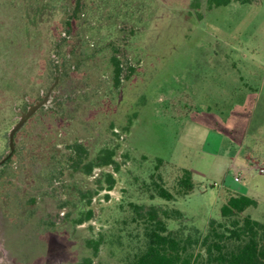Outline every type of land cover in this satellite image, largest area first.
Listing matches in <instances>:
<instances>
[{"label": "rangeland", "instance_id": "rangeland-1", "mask_svg": "<svg viewBox=\"0 0 264 264\" xmlns=\"http://www.w3.org/2000/svg\"><path fill=\"white\" fill-rule=\"evenodd\" d=\"M88 1L95 24L77 22L66 45L63 29L54 26L63 18L64 0H50L21 64L0 58V162L10 153L9 134L21 112L58 79L50 103L15 137L17 177L0 179V264H78L92 255L87 241L100 233L122 235L127 244V231H136L131 202L174 207L184 219L170 221L171 230L205 233L220 217V194L243 187L258 201L246 214L264 222V174L251 170L255 163L264 166V0L221 7L208 0H124L136 12L125 32L106 4ZM3 10L0 29L8 33L16 22ZM25 12L30 22L34 10ZM115 50L124 65L119 86ZM7 79L24 96L2 87ZM76 141L86 149V163L115 150L119 172L115 166L94 168L91 175L76 171L69 149ZM157 159L165 163L169 187L177 169L191 170L194 191L174 203L151 200L143 186ZM106 174L116 181L112 190ZM90 210L93 219L75 227L72 221ZM127 251L104 246L93 264H126Z\"/></svg>", "mask_w": 264, "mask_h": 264}, {"label": "trees", "instance_id": "trees-1", "mask_svg": "<svg viewBox=\"0 0 264 264\" xmlns=\"http://www.w3.org/2000/svg\"><path fill=\"white\" fill-rule=\"evenodd\" d=\"M114 1L100 0L99 4L101 8L102 4L107 5L106 10L110 12L113 23L118 24L121 22L124 24L121 29L125 32L126 29L128 30L126 21L132 22L135 19V7L129 8L124 0H116L117 5ZM252 1L254 0H208V3L210 6L221 7L232 2L250 3ZM50 5H53L50 0H0V6L4 9L3 13L8 12L12 21L16 22L8 33L0 29V58H8L9 63H14L15 66L21 64V61L24 60V54L26 55L29 52L38 39V25L42 21L39 20V15L44 10H48ZM95 5L96 2L93 6L96 7ZM27 7L34 10L30 22L25 20ZM91 10L93 11L94 8L89 5L88 0H64L63 18L54 25L60 33L63 29L64 33L61 34V38L64 45L70 42L71 34L77 22L85 21L94 26L95 22L88 18ZM130 15L133 18L132 21L127 20ZM64 34H67L65 36L68 37H64ZM90 39L92 38L86 37L89 47L94 48V40L92 43ZM121 53V51L115 50L111 57L115 86H119L123 82L121 77L124 65ZM52 66L54 69L56 68L53 63ZM60 68L63 70L60 79L61 84L64 79V68L63 66ZM130 70L135 69L130 67ZM1 84L2 87L9 89L12 87L13 90L15 88L14 94L18 97L20 94L24 96L23 88L17 86L12 79L2 80ZM43 111L44 108L39 112ZM69 149L74 155L72 158L75 160V170L82 171L85 175H91L94 168L102 166H115L116 171L119 172L120 170L119 164L114 160L115 150H104L97 161L86 163L87 152L82 144L76 141L74 145L69 146ZM20 151L18 147L8 161L0 167V175L2 174L0 179L3 176V178L9 180L17 177L16 169L12 165L14 158ZM164 166V161L157 159L155 171L150 176V182L144 183V190L150 194V199L159 198L165 202L174 203L189 196L196 187L194 173L189 169H177L179 175L174 185L169 187L162 173ZM105 176L106 187L112 190L116 181L112 174H106ZM0 185L3 186V183L0 182ZM92 195L93 193L90 194L89 202ZM220 200L222 201L220 217L209 221L205 233H201L197 229L190 232L183 228L171 230L169 228L170 221L184 219L183 213L174 207L163 205L147 207L131 202L128 205L132 212L130 223L136 225L134 229L136 231H127V237L130 238L129 242L125 244L123 241L125 237L122 235L113 234L106 237L100 233L96 239L87 241V248L92 251V255L84 257L78 264H93L94 258L98 256L100 249L104 246L128 249L127 255L124 257L126 264H264V222L257 221L246 214L249 208L258 206V201L248 195L227 188L224 193L220 194ZM69 217L70 215L67 216V219ZM93 217L94 213L90 210L81 213L72 222L76 227L91 221ZM124 222L125 225H128L127 220Z\"/></svg>", "mask_w": 264, "mask_h": 264}, {"label": "water", "instance_id": "water-1", "mask_svg": "<svg viewBox=\"0 0 264 264\" xmlns=\"http://www.w3.org/2000/svg\"><path fill=\"white\" fill-rule=\"evenodd\" d=\"M58 84V79L51 86L48 93L42 97L41 100L36 101L34 104L30 105L26 112H21L19 122L13 127L9 134L10 141V153L0 162V167H2L8 159L13 155L16 145H15V137L16 134L24 127V125L42 108L46 107L51 100L53 91Z\"/></svg>", "mask_w": 264, "mask_h": 264}, {"label": "built area", "instance_id": "built-area-1", "mask_svg": "<svg viewBox=\"0 0 264 264\" xmlns=\"http://www.w3.org/2000/svg\"><path fill=\"white\" fill-rule=\"evenodd\" d=\"M251 170L257 171L259 174H264V166H260L259 164L255 163L254 166H251ZM241 170L235 172L234 180L235 182H240L242 179Z\"/></svg>", "mask_w": 264, "mask_h": 264}, {"label": "crops", "instance_id": "crops-1", "mask_svg": "<svg viewBox=\"0 0 264 264\" xmlns=\"http://www.w3.org/2000/svg\"><path fill=\"white\" fill-rule=\"evenodd\" d=\"M227 126L229 127V125H227ZM235 191L238 192V193H242V194L247 195L246 192H245L246 190H245V188H243V187H242V188H238V189L235 190Z\"/></svg>", "mask_w": 264, "mask_h": 264}, {"label": "flooded vegetation", "instance_id": "flooded-vegetation-1", "mask_svg": "<svg viewBox=\"0 0 264 264\" xmlns=\"http://www.w3.org/2000/svg\"><path fill=\"white\" fill-rule=\"evenodd\" d=\"M53 92H54V91H53ZM43 96H44V95L41 96V99H42ZM41 99H40V100H41ZM44 108H45V107H44ZM40 110H41V109H40ZM40 110H39V111H40ZM39 111H38V112H39ZM38 112H37V113H38ZM37 113H36V114H37ZM36 114H35V115H36ZM35 115H34V116H35ZM24 126H25V125H24ZM16 135H17V134H16Z\"/></svg>", "mask_w": 264, "mask_h": 264}]
</instances>
